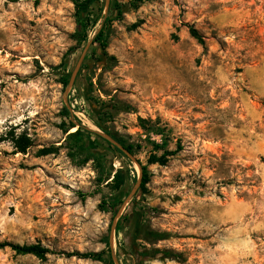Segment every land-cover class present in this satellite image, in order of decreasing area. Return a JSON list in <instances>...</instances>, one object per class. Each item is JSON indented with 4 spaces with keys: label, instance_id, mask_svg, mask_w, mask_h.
I'll return each mask as SVG.
<instances>
[{
    "label": "rangeland",
    "instance_id": "374dc122",
    "mask_svg": "<svg viewBox=\"0 0 264 264\" xmlns=\"http://www.w3.org/2000/svg\"><path fill=\"white\" fill-rule=\"evenodd\" d=\"M97 1L78 43L70 0H0V243L50 250L2 247L0 264H105L65 253L107 242L118 264H136L134 233L139 248L183 258L142 264H264V0ZM103 24L115 59L93 42ZM65 106L132 144L130 156L116 145L85 162L86 152L71 155ZM20 135L25 152L12 142ZM119 167L129 178L117 189ZM116 195L124 208L100 207ZM148 230L165 238L152 243Z\"/></svg>",
    "mask_w": 264,
    "mask_h": 264
},
{
    "label": "trees",
    "instance_id": "16d2710c",
    "mask_svg": "<svg viewBox=\"0 0 264 264\" xmlns=\"http://www.w3.org/2000/svg\"><path fill=\"white\" fill-rule=\"evenodd\" d=\"M75 8V31L73 33V37L75 40L80 43L82 41H85L88 34V25L90 23L89 16L92 15L95 11L93 9L94 3H97L99 6V2L97 0H70ZM118 9V13H120L119 7L116 6ZM96 21L94 19L92 21L93 23ZM104 24L101 26V28L98 30V32L95 35V38L93 42H97L100 48V54L99 57L100 59L106 57V59H115L113 56H109L106 52V47H107V40L104 32ZM189 32L191 36L196 38L200 43H204L202 36L198 33V31L195 28H189ZM77 46H73L69 48V50L66 52V56L70 55L76 50ZM69 78L70 75L66 74L64 78H62L61 83L64 86H67L69 83ZM120 109H127V106H122ZM65 114L68 118L69 121V126L67 129H64V133H67V139H73L75 145V150H70V154L74 155L73 153L77 150L86 152L87 155L84 158V162L90 159L91 157H94L96 153L103 154L107 149L113 150L115 148V145L112 144L110 141L107 139L103 138L101 135L97 134L93 130H90L86 126L80 122L75 116H72L69 108L67 106L64 107ZM74 128V131L69 132V129ZM102 138L106 144H100L98 139L96 138ZM112 136V135H111ZM114 138V136H112ZM12 142L14 143L15 147L17 148L18 151L25 152L26 148L29 146L30 141L27 139L25 136H17L12 138ZM105 145V146H104ZM125 148L129 151L132 152L133 145L128 144L125 146ZM178 149H180V146H178ZM57 151L56 147H44L39 150L40 155H47L50 153H54ZM73 151V152H72ZM177 151H166L162 156L160 157H153L151 159V162L159 161L161 163H165L166 157L168 155H172ZM144 170L145 167H142ZM129 170L124 167H119L116 170H114V173L112 175V181L115 183V187L117 189L121 188L122 186L126 185L128 182L129 178ZM147 177L144 174L142 177L141 181V186H144V183L146 182ZM123 197L121 196H111L107 199H103L100 207L103 208H110L114 212L117 211L121 205L123 204ZM127 217H125V220ZM118 229V228H117ZM116 229V230H117ZM149 235V236H148ZM133 239L134 241L130 245L129 249V254L136 258L137 263L136 264H142L143 261L149 258H159L161 260L163 259H180L182 260V255L180 253L174 252L173 250L169 249H160L158 247H153L150 249L147 248H139L137 244L135 243V239L137 237V233L133 234ZM151 237V238H149ZM165 238L164 233L160 232H155L153 230H148L145 234V239H150L152 243L158 240H161ZM10 247L11 249L15 250L18 253L26 254V253H31L34 254L38 257H44L47 252L50 250L42 246L40 243H34V244H15L12 242H1L0 243V248L2 247ZM111 251L112 247L110 246V243L107 242V249H102L99 251H87V252H80V251H73V252H68L65 253L66 256H75L77 258L81 259H91V260H97V261H102L105 264H114L112 256H111ZM108 252V253H107Z\"/></svg>",
    "mask_w": 264,
    "mask_h": 264
},
{
    "label": "water",
    "instance_id": "95a60500",
    "mask_svg": "<svg viewBox=\"0 0 264 264\" xmlns=\"http://www.w3.org/2000/svg\"><path fill=\"white\" fill-rule=\"evenodd\" d=\"M76 71H77V68H75L74 72L72 73L71 75V78L69 80V83H68V86L66 88V92L65 94H67L69 92V90H71V86L73 84V81H74V78H75V74H76ZM104 138H106L108 141H110L112 144L118 146L125 154L129 155L130 156V152L125 148L123 147L122 145H120L114 138H112L109 134H104L102 135ZM139 186V180H137V183L136 185L134 186V188L132 189L131 191V194H133L135 192V190L137 189V187ZM126 203V200L123 202L122 204V208H124V204ZM117 219V216L115 217V220L113 222V225H112V230H114V227H115V221ZM115 264H118V262L116 261V259H113Z\"/></svg>",
    "mask_w": 264,
    "mask_h": 264
}]
</instances>
